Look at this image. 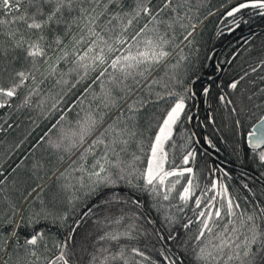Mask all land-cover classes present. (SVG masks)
<instances>
[{
	"label": "snow or ice",
	"instance_id": "6c2138e0",
	"mask_svg": "<svg viewBox=\"0 0 264 264\" xmlns=\"http://www.w3.org/2000/svg\"><path fill=\"white\" fill-rule=\"evenodd\" d=\"M0 10V264H264V0Z\"/></svg>",
	"mask_w": 264,
	"mask_h": 264
},
{
	"label": "trees",
	"instance_id": "16d2710c",
	"mask_svg": "<svg viewBox=\"0 0 264 264\" xmlns=\"http://www.w3.org/2000/svg\"><path fill=\"white\" fill-rule=\"evenodd\" d=\"M0 14H2V10H0ZM211 23H216L215 21H213V22H211ZM213 30V28L212 27H209V29H208V31H209V33L211 32ZM235 36H238L239 35V33H236V34H234ZM230 37H228V34H225V39H229ZM221 43H223V41H221ZM17 131H20V130H17ZM39 131V128H37L34 132H33V134L32 135H35L36 134V132H38ZM4 138V135H3V133H0V140H2ZM29 139H31V136L29 137ZM29 145H28V143H27V141L25 142V145L22 147V149H21V152H23L27 147H28ZM0 150H2V149H0ZM226 159H227V153L226 152H224L223 151V149H221V154H220V157H219V161L220 162H224V161H226ZM228 167H230V168H234V165H233V163L229 160L228 161Z\"/></svg>",
	"mask_w": 264,
	"mask_h": 264
}]
</instances>
